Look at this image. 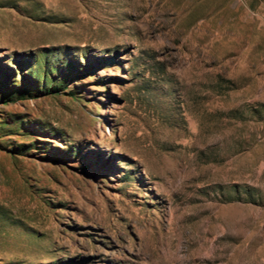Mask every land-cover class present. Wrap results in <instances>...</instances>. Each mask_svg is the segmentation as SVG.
Here are the masks:
<instances>
[{"label": "rangeland", "instance_id": "obj_1", "mask_svg": "<svg viewBox=\"0 0 264 264\" xmlns=\"http://www.w3.org/2000/svg\"><path fill=\"white\" fill-rule=\"evenodd\" d=\"M0 264H264V0H0Z\"/></svg>", "mask_w": 264, "mask_h": 264}]
</instances>
